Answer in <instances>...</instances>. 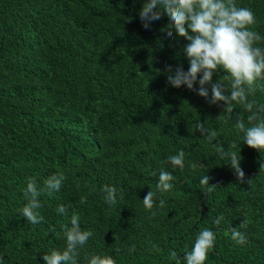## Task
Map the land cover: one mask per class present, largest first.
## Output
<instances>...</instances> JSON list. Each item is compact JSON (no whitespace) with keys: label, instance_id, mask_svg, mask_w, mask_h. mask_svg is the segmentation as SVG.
Returning <instances> with one entry per match:
<instances>
[{"label":"trees","instance_id":"obj_1","mask_svg":"<svg viewBox=\"0 0 264 264\" xmlns=\"http://www.w3.org/2000/svg\"><path fill=\"white\" fill-rule=\"evenodd\" d=\"M144 2L0 0L3 264H45L43 255L66 248L63 226H71L74 213L81 228L93 232L78 264H88L93 254L111 255L117 264H186L185 250L202 229L217 234L205 264H264V154L248 147L233 125L240 115L247 124L249 113L237 104L233 122L218 119L223 104H209L168 83L169 66L189 69L184 51L189 42L162 31L170 23L166 14L144 29L139 19ZM236 3L252 9L254 30L264 36V0ZM223 75L221 69L213 81ZM249 100L264 104V83ZM199 121L217 131L214 144L226 151L237 145L233 151L251 185L239 183L195 128ZM180 150L182 171L167 163ZM161 169L176 177L169 192L156 189ZM58 172L66 177L60 191L40 197L44 222L29 224L20 212L28 179L42 185ZM206 175L217 186L211 193L200 184ZM106 184L117 189L115 206L104 202ZM149 191L157 194L155 216L143 205ZM82 196L87 203H80ZM59 205L68 209L66 215L57 213ZM245 221L240 231L248 243L239 246L230 229Z\"/></svg>","mask_w":264,"mask_h":264},{"label":"clouds","instance_id":"obj_2","mask_svg":"<svg viewBox=\"0 0 264 264\" xmlns=\"http://www.w3.org/2000/svg\"><path fill=\"white\" fill-rule=\"evenodd\" d=\"M162 11H156L157 7ZM166 14L170 23L166 31L168 37L173 33L186 39L189 43L184 51L189 60V69L185 71L182 66L167 69L168 83L174 88L186 87L196 92L209 104L220 106L223 104L224 113L218 118H226L233 122L235 105L239 104L249 113L247 124L243 115L237 116L234 127L239 133H243V142L251 149L264 154V104H258L255 100H249L261 83H264V47L259 46L264 42V36L254 30L257 24L255 13L251 8L237 6L236 0H145L139 12V19L144 29L148 30L152 22L159 21ZM131 22L132 18H125ZM221 69L223 75L214 82L213 77ZM228 81L227 84L224 82ZM199 84V88L195 87ZM209 86L211 95L209 93ZM195 128L212 144L222 160L229 163L234 170L239 183L251 185L252 179H246L245 172L241 168V156L233 149L235 143L229 145L226 151L223 144L213 142L217 140L218 133L211 130L200 121ZM167 163L173 169L185 167V152L180 150L178 154L168 157ZM193 168L195 164L191 165ZM264 168V165H262ZM155 175V173H153ZM66 177L63 172H58L43 181L40 185L35 178H29L24 195L27 203L20 210L27 222L38 225L44 222V216L40 209L42 195L53 196L59 192ZM176 177L172 172L161 169L159 172L156 189L160 193L169 192L174 187ZM210 177L204 176L200 180L202 187L211 193L216 185L209 184ZM79 187V185H77ZM104 202L109 206L117 204V189L114 186L104 185ZM81 204L87 203V197L82 196ZM144 208L156 215L157 194L149 191L143 199ZM165 202L162 196L159 198V208H163ZM58 214L66 215L68 209L59 205L56 209ZM224 220L221 215L214 223L217 227ZM71 226H63V235L66 239V248L63 251L51 250L49 254L42 256L45 264H78L80 250L87 245L93 236L91 230H83L80 226V217L72 214ZM247 222L240 224L239 228L230 229L231 239L239 246L246 245L248 238L240 229L246 228ZM55 229H52L54 231ZM217 234L211 229H202L195 239L190 251L185 250L186 264H205L209 252L214 249ZM130 251H135L133 245ZM88 259V264H117L111 255L93 254ZM170 258L176 259L173 251ZM0 264H3V256L0 255Z\"/></svg>","mask_w":264,"mask_h":264}]
</instances>
